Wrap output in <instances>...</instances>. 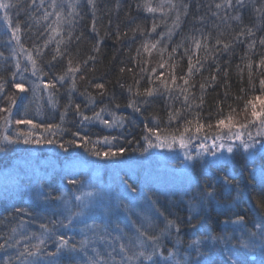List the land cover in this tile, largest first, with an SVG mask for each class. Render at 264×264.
Masks as SVG:
<instances>
[{
	"label": "snow or ice",
	"instance_id": "6c2138e0",
	"mask_svg": "<svg viewBox=\"0 0 264 264\" xmlns=\"http://www.w3.org/2000/svg\"><path fill=\"white\" fill-rule=\"evenodd\" d=\"M248 0H222L220 3H215L217 10H223L225 13L232 10H241L245 7ZM86 3L95 9V0H86ZM79 0L69 5L71 9L67 16L58 10L57 0H50L49 7L51 12L45 10L43 18L45 21L50 16H55V20L51 24H47L46 28L50 29L51 34L48 36L43 47L47 48L48 44L55 38L60 37L57 41L56 55L52 57L55 61L57 56L61 58L68 57L67 68L62 75H58L47 82H42L43 89H56L57 84L63 85L66 81L72 82L70 93L75 92L76 74L82 72V68L86 67L89 61H95V56H89L87 60L78 62L73 66V62L67 51H61L60 44L64 43V34L62 26L68 24L75 26V21L70 19L74 14L79 16L76 11V6ZM33 7H44V0H40L39 5L36 0H31ZM167 5L169 11L176 10V16L173 20L172 26L164 33H157L158 24L153 17V23L150 31H146L140 25H137L133 32L139 30L142 35L149 37L142 42L141 48L144 54L150 59L153 50L158 49L160 62L159 69H164L168 65V61L173 63L168 65L172 71L165 79V73L158 71L157 68H147L148 60H143L141 48L137 49V56L133 57L137 62L139 71L146 74L150 87L141 90L139 79L135 80L137 87L129 86L127 91L129 99L124 107L131 109V113L143 115V106L150 105L153 98L157 96L167 95L169 100L181 101V107L175 108L174 106L168 112V122L166 127L171 128L170 132H164L158 125L156 127H147L146 134L142 137L144 145L141 146L139 155L144 157L151 155V150L167 151L170 154V159H175L176 155L182 154L184 173H185V191L184 195L187 197L188 216L186 219L177 217L175 220L164 217V213L156 212V216L164 217L163 228L157 233H149L143 223L139 227H134L131 235L121 227L119 217L115 218L114 227L110 231L107 225L102 222L97 224L95 222L88 223L90 214L97 204L103 198V192L97 186L88 184L87 187H95V191H83L85 187L84 181L77 178L75 175L67 176V183L74 186V190L80 194L75 195L72 199L64 196L53 197L51 193L48 194L49 198L59 200L65 209L67 215L61 213L64 217L63 220L58 221L60 228L68 229L69 227L75 228L78 223H83L87 231L82 230V238L79 241H74L70 235L65 233H56L52 235V229L48 225L41 224L43 230L40 236L36 237L37 243L32 244L30 247L25 246L22 250H18L16 259L19 264H41L39 257L43 254L49 257L47 264H57L58 258H68L73 264H250L249 257L258 256V264H264V170L260 173L261 188L259 193L250 199L255 200V215L249 218L246 212H239L240 197L244 195L239 190L236 183V177L229 175L227 171L218 168V172H223V175L213 173L211 175L201 174L193 180L190 173L204 161L205 166L211 167L212 165H219L222 161L228 160L237 152L246 154L249 158H254L258 154L264 153V55H260L257 61H253L245 54L247 59V72L248 80L251 88L257 87V80L260 95H256L245 102L244 111L247 112L251 106V119L245 117L243 121L237 120L233 117L232 112L236 109L229 106V113L224 115L223 107H218L217 118L214 123L207 122L201 115L204 98L203 93L207 87H211L212 83L217 80V75L210 76V82L201 83V95L196 97L194 93L190 92L195 84H190V79L194 75L200 73L205 65L208 64L209 59L215 61L224 53L234 50L235 44L246 43L247 48L253 55H256L257 44L264 48V37H256V32L264 30V27L244 26L236 34L233 41L225 42L219 37L215 39V43L210 45L211 36L200 32L201 39L194 36H189L187 39L192 41L191 46H185L183 43L176 44L168 52V45L171 44L172 37L175 30L178 28L181 20L180 10L184 15H188V5L184 3L177 4L173 0H161V3L153 6L148 0L141 5L136 4V8H143L147 13H161L164 17L167 14L164 8ZM15 7L14 4L9 2H0V10H3V20L7 22L10 31L9 43L15 41L16 45L20 46L21 51L24 52L27 64L22 68L20 62L17 60L15 64V71L12 73L11 83L0 79V113L4 115L0 117L3 125L10 127L13 123L12 115L13 110L17 109L23 101L27 99L23 93L29 91L25 86V78L23 73L31 71V75L38 80L41 79L42 69L38 67L37 59L34 58L31 52L23 48L21 45V38L18 33L21 32L19 24L13 25L10 19L9 10ZM254 11L259 14L257 19L261 25H264V3L261 6L255 7ZM217 18L219 12L213 13ZM227 19V15L224 17ZM239 19V17H237ZM52 24L55 27H52ZM91 31L97 36L100 33L97 31V23L95 14H93ZM199 31V30H197ZM152 33H157V37H152ZM110 30L105 33V37L111 35ZM117 41L122 37L127 36V32H121L119 26L114 33ZM73 39L71 31L67 33V40L70 43ZM78 39V37H77ZM103 40L98 39L93 46V51L99 52V45ZM183 49L182 55L187 57V72L177 77L175 73V60L177 53ZM203 49L204 55L201 56L200 52ZM36 56L42 55V49L37 47L35 49ZM165 53H167V60H165ZM3 53H0L2 56ZM143 60V64L141 61ZM239 67V66H238ZM125 68L121 67L120 72H125ZM127 71L134 72L133 68H127ZM221 71L219 66L216 67L215 72L218 74ZM243 72V70H241ZM19 75V80L17 76ZM227 75V71H225ZM83 79V75L80 76ZM181 80L182 84H178L177 80ZM122 88L123 84L120 85ZM8 87L14 89L12 93L7 91ZM96 89L100 91L97 93L99 97H105L108 93L105 91L104 83L98 82L94 84ZM37 85L33 84L32 91L36 92ZM178 93V95H173ZM55 93H49V102L55 107L53 99ZM87 96L88 103L84 108H81L80 103H73L71 99L65 105L64 112L61 114V121L68 114L69 111L74 112L75 116L79 118L78 123L81 130L86 129L89 125L99 124L106 129H115L123 127L127 122L128 116L125 114H117L121 108L119 103L115 102V97H112L110 103L113 107L109 109L107 106L100 107L97 111L95 108L97 98L90 92L82 93ZM199 100V103L194 101ZM5 101H7L5 103ZM261 107L257 110V103ZM91 107L92 114L88 115L87 110ZM193 107L196 111L193 112ZM190 113L192 118L184 115V112ZM129 113L128 115H131ZM106 117H111L107 119ZM15 124L28 125L29 130L27 134L17 130L15 135L5 134L0 140V152L8 150L9 146L19 144L35 145L43 147L45 145L58 147L62 152L69 153L70 147L83 148L84 152L88 155L95 157L97 160L105 162L116 161L125 155L123 147L113 150L111 147L113 142L117 139L111 133L102 137L98 136L95 141L91 140L87 131L81 134V131L72 133L74 139L61 141L59 138L64 129L60 124H43L41 122H34L31 118L16 119ZM175 125V127H173ZM42 129V130H41ZM56 129V131H54ZM253 129H256L255 135ZM33 130H41L39 134H34ZM163 133V134H162ZM91 145V147H89ZM106 146L101 148V146ZM206 157L213 159L209 163L205 160ZM83 162L91 165L92 168H97L99 165L91 161H86L84 156L80 153L71 154L66 159ZM119 163H124L119 160ZM107 166V164H105ZM255 178V174H253ZM128 188L129 186H125ZM135 191V189H131ZM72 191V190H70ZM235 193V195H234ZM145 199H150L145 197ZM231 201L230 203L221 204L220 201ZM215 206L220 209L219 216L216 223L221 226L219 231L210 232L206 228L207 220L204 213L209 207ZM75 210V211H74ZM17 213L22 210L16 208ZM106 216H111L110 210L104 213ZM223 217V218H221ZM66 220V223L64 222ZM199 222V223H197ZM148 225L151 226V220H148ZM16 228L12 229L15 233ZM112 231H116L119 236L112 237ZM88 233H91L89 235ZM31 239V237H25ZM119 243L117 244V240ZM12 237H5L4 243H0V251L7 252L8 249L20 245V240H15L10 243ZM48 240L53 243V249L48 250L42 248ZM127 242H124V241ZM97 243L105 244L110 249L107 251V258H103V254L96 247ZM119 256L120 260L117 261L116 257ZM34 258V259H29ZM4 264H12V257L9 256L4 260Z\"/></svg>",
	"mask_w": 264,
	"mask_h": 264
},
{
	"label": "trees",
	"instance_id": "16d2710c",
	"mask_svg": "<svg viewBox=\"0 0 264 264\" xmlns=\"http://www.w3.org/2000/svg\"><path fill=\"white\" fill-rule=\"evenodd\" d=\"M161 0H148L153 6L158 5ZM0 2H9L15 5L9 10L10 19L13 25L19 24L21 26V32L18 35L21 38V45L23 48L31 52L34 58L37 59L38 67L42 69L41 79H37L36 84L40 86V92L36 89L33 93L32 84L29 78L30 70L27 73H23L25 78V86L29 88V91L23 93L27 99L23 101L22 105H19L17 109L13 110L12 125L7 131V126L3 125L2 119H0V140H2L5 134L14 136L17 130H20L27 134L29 130L28 125L15 124L16 119L31 118L34 122H41L43 124H60L64 129L62 135H60L61 141H67L74 139L73 132L87 131L91 140L95 141L98 136L102 137L111 133L112 136H116L117 139L113 142L112 148L123 147L125 149V155L121 159L131 160L136 157L140 158V155H135L136 150L139 154L141 146L144 145L142 137L146 134L147 127H156L157 125L164 130V132H170L172 129L166 127L168 122V112L174 106L175 108L181 107V101L169 100L167 95L157 96L153 98V102L150 105L143 106V115L131 113V109H126L124 105L128 102L129 93L127 88L133 87V90L137 87L135 80L139 79L138 87L143 90L146 87L152 85L148 82L146 74H142L139 71L136 60L133 57L137 56V49L141 48V44L149 37L142 35L139 30L133 32L137 25H140L146 31H150L153 17L155 22L159 25L157 33H164L172 26L173 20L176 16V10L165 11L166 16L162 17L161 13H147L143 8L137 9L136 4L143 5L146 0H95V9L86 3V0H79V4L76 6V11L79 12V16L75 14L70 17L75 21V26L64 24L62 26L64 34V43L60 44L61 51H67L72 59L73 66L78 62L87 60L88 57L95 56V61H89L86 67L82 68L81 73L76 74L75 88L76 91L70 93L72 88V82L66 81L63 85L57 84L56 89H43V82L53 80L54 77L62 75L67 68L68 57L61 58L57 56L55 61L52 57L56 55L57 41L60 37H55L44 48L43 45L51 34L50 29L46 28L47 24H51L55 20V16H50L47 21L43 18L45 10L51 12L49 7L50 0H44V7H33L31 0H0ZM75 0H57L58 10L62 11L65 16L71 11L69 5L74 3ZM173 2L180 4L184 3L188 5V15L185 16L183 11L180 10V24L175 30V34L172 37V43L168 45V52H171V48L176 44L183 43L185 46H191L192 41L187 39L189 36H194L197 39H201L200 32L210 34V45L215 43V39L219 37L222 41H233L236 34L244 26L253 27L261 26L260 21L257 19L258 13L254 11V6L259 7L264 3V0H248L245 7L241 10H232L225 13V11L217 10L215 3H220L222 0H173ZM40 0H36V4L39 5ZM219 12V17L213 15V13ZM95 14L97 23V31L100 36L97 37L91 31V24ZM227 15V19L224 17ZM239 17V19H237ZM2 18V20H1ZM3 10H0V79L11 83L12 73L15 71V64L17 60L20 62L23 68L27 64L26 56L21 51L20 46L16 45L15 41L9 43L10 31H6L4 25H2ZM119 26L121 32H127V36L117 41L115 38V31ZM52 27H55L52 24ZM112 33L105 37V33ZM199 30V31H197ZM71 31L73 39L69 43L67 40V33ZM157 33H152V37H157ZM78 37V39H77ZM264 37V30L257 31L256 37ZM103 40V43L99 45L100 51H93V46L97 40ZM39 47L42 49V55L37 57L35 49ZM159 45L157 50H153L151 58L147 57V54L143 53L141 48V54L143 60H148L147 68H157L158 71L165 73V79H168L172 69L168 66L172 64V61H168V65L164 69H159L158 64L160 62ZM183 49L177 53L175 60V73L177 77L187 72V57L182 55ZM253 61H257L260 55H264V48H261L258 44L256 47V55H253L247 48L246 43L235 44L234 50L221 55L215 63L209 59L208 64L198 74L194 75L190 79V84H195V87L190 89L191 93H194L196 97L201 95L200 84L205 83L207 85L210 82V76L217 75V80L211 82L212 86L207 87L203 93L204 104L201 115L207 122L214 123L217 118L218 107H223L224 115L229 113V106L236 109L232 112L235 119L240 120L243 115L251 114V106L248 111H244L245 102L256 96L260 95L258 80L257 87L251 88L248 80V72L246 68L247 59L245 54ZM200 55L203 56L204 52L201 49ZM165 60H167V53H165ZM143 60L141 63L143 64ZM219 66L221 71L217 74L215 72L216 67ZM239 66V67H238ZM124 67L125 72L121 73L120 68ZM127 68H133V72L127 71ZM243 70V72H241ZM227 71V75H225ZM83 75V79L80 76ZM19 80V75L17 76ZM104 83L105 91L108 93L105 97H99L97 93L100 91L94 87L95 83ZM178 84H182L181 80H177ZM123 84L122 88L120 85ZM7 91L12 93L14 89L8 87ZM90 92L97 98L95 105L98 111L100 107L107 106L109 109L113 107V103H110L112 97H115V102L121 105L117 114H125L128 116L127 122L123 127H117L115 129H106L99 124L89 125L86 129L81 130L78 123L79 118L75 116L74 112L69 111L68 114L61 121V114L64 112L65 105L69 102L80 103L83 109L85 104L88 103L87 96L82 93ZM54 92L53 97L55 101V107L49 102V93ZM178 95V93H173ZM7 101H5L6 103ZM199 103V100L194 101ZM257 110L261 105L257 101ZM196 109L193 107V112ZM131 113V115H128ZM87 114L91 115V107L88 108ZM4 114L0 113V117ZM185 116L192 118L190 113L185 111ZM111 119V117H106ZM175 127V125H173ZM42 130V129H41ZM41 130H33L34 134H39ZM56 131V129H54ZM163 134V133H162ZM91 147V145H89ZM106 146H101L105 148ZM135 151L132 153V150ZM69 153H80L84 156L86 161L94 162L99 165L92 170H103L105 164L107 166L112 163L118 162L109 161L108 163L97 160L95 157L88 155L84 152L83 148L70 147ZM69 153L62 152L58 147L45 145L43 147H37L35 145H15L9 146L8 150L0 154V176L1 172L15 171L17 174L15 177L14 186L8 185L6 182H0V243H4L5 237H12L10 243H14L15 240H20V245L8 249L7 252L0 251V264H4V260L11 256L12 264H19L16 259L18 250H22L25 246H31L33 243L30 239L25 237H31L36 234L37 231H42L40 225H48L49 229H52V235L56 233H65L70 235V227L66 231H60L56 227L58 221L63 220L61 215L62 208L58 204V200L55 198H49L48 194L51 193L53 197L56 196H69L70 190L74 189V186L67 183V176L75 175L80 179V175L71 172H65L63 169L67 165V162L72 159H66L69 157ZM237 166H234L231 171V176L236 177V183L239 186L241 193H244L240 197L239 207L237 211L246 212L249 218L255 215V200L250 199L259 193L261 184L251 176V168L254 164H244L242 160L236 159ZM241 161V162H240ZM34 162L36 165H44L41 167L40 177L32 178L30 175H24L22 171L23 166L28 163ZM83 163V162H82ZM86 164V163H85ZM113 165V164H112ZM104 167V168H103ZM12 173V172H11ZM216 173L223 175V172L213 170L211 174ZM197 176L200 174L197 173ZM208 175V174H206ZM81 180V179H80ZM64 192V194H62ZM72 193V192H71ZM74 195V193H72ZM235 195V193H234ZM166 198H163V204L159 206L158 212L164 213V217L175 220L178 215L176 209L169 207L166 208L164 202ZM230 203L231 201H224ZM169 206V205H168ZM172 206V205H170ZM16 208L22 210L21 213L15 211ZM187 211L183 212L184 214ZM220 210H216L213 207H209L204 216L207 220L206 228L210 232L219 231V226L216 223ZM162 217V221L164 219ZM181 219H185L184 216H180ZM223 218V217H221ZM161 220V219H160ZM66 223V220L64 221ZM199 223V222H197ZM159 224V223H158ZM16 228L15 233L12 229ZM71 237L76 241L77 234L71 232ZM47 245L43 247L53 249L52 241L48 240ZM34 259V258H29ZM39 261L41 264L47 262V257L43 254L40 255ZM59 264H73L68 258H61ZM252 264V263H251Z\"/></svg>",
	"mask_w": 264,
	"mask_h": 264
},
{
	"label": "rangeland",
	"instance_id": "374dc122",
	"mask_svg": "<svg viewBox=\"0 0 264 264\" xmlns=\"http://www.w3.org/2000/svg\"><path fill=\"white\" fill-rule=\"evenodd\" d=\"M161 3V1H160ZM165 11H168L167 5L164 8ZM223 11V10H221ZM160 15V13H159ZM2 20V18H1ZM5 22V21H4ZM3 21L2 25L5 24ZM6 31L9 33V29L6 23L4 25ZM165 32V31H164ZM31 84H36V78L29 75ZM40 86L37 85V90L40 92ZM259 110V109H258ZM247 117L251 119L250 115H243L241 121ZM8 127V126H7ZM9 127L7 128V131ZM253 134L255 135L256 129H253ZM145 143V142H144ZM135 149L132 150V153ZM135 155H139L137 150L134 152ZM1 156L4 155L3 152H0ZM173 154L168 153L167 151L162 150H151V155L135 159H121L124 163L115 162L109 166H106L103 170H92L88 164L71 160L67 162V165L64 167L65 172L76 173L80 175V179L84 181L85 187L83 191H95V187H87L88 184L97 186L103 192L102 200L97 204L96 208L93 209L90 214V218L87 220L88 223H103L107 225L110 229L114 227V221L116 217H119L121 222V227L125 228V231L128 235H131L134 227H139L141 223L145 225L149 233L157 234L163 228L162 217H157L156 212L159 211L158 208L160 205L163 206V198L166 208L171 210L169 207L175 208L178 217L184 216L186 219L188 216V207H187V197L184 195L185 191V173L183 165L182 154L176 155L175 159H170L169 157ZM119 159V158H118ZM212 157H206L209 163L211 162ZM242 160L244 166L247 164H254L251 168L252 177L255 174V180L258 184H261L260 173L264 170V153L256 155L254 158H249L246 154L242 152H237L234 156L230 157L226 161H222L219 165H212L211 167L205 166L204 161H201L200 164L190 173L193 180L196 179L197 173L211 175L213 170L222 168L225 171L231 174L234 166H237L238 162L235 160ZM105 162V161H104ZM109 162V161H108ZM106 162V163H108ZM241 162V161H240ZM22 170L25 174L30 175L32 178H35L42 173L41 167L43 169L44 165H36L34 162H29L27 165L23 166ZM104 168V167H103ZM12 172V173H11ZM4 171L1 172L0 182L4 181L10 186H14L15 177L17 174H14L15 171ZM1 184V183H0ZM14 184V185H13ZM129 186L126 188L125 186ZM131 189H135L132 191ZM74 193V195L72 193ZM70 192L71 195H67L68 199H72L75 195L80 194L74 189ZM64 194V192L62 193ZM148 197L150 199H145ZM58 204L62 208L64 215H67L65 212L63 204L58 200ZM221 204L225 203L223 200L220 201ZM160 204V205H159ZM169 205V206H168ZM172 205V206H170ZM216 210H220L215 206H212ZM106 210H110L111 216H106L103 213ZM187 211L185 214L183 212ZM75 211V210H74ZM207 212V210H206ZM161 219V220H160ZM148 220H151V226L148 225ZM159 223V224H158ZM56 227L60 231H66V229L60 228L58 223ZM82 230L87 231L84 228L83 223H78L75 228L70 227V236L71 232L77 234L76 241H79L82 238ZM43 231V230H42ZM42 231H37L35 235L31 236L32 243H37L36 237L41 235ZM91 235V233H88ZM119 234L116 231H112V237H118ZM117 240V244L119 243ZM124 242H127L126 240ZM47 245V244H45ZM53 245V243H52ZM42 248L43 245L41 246ZM96 247L103 254V258H107L106 253L110 249L105 244L97 243ZM50 249V248H46ZM49 257H47L48 262ZM61 258H58L57 264H59ZM117 261L120 260V257H116ZM250 264H258L259 257L252 256L249 257ZM45 262L44 264H47Z\"/></svg>",
	"mask_w": 264,
	"mask_h": 264
}]
</instances>
